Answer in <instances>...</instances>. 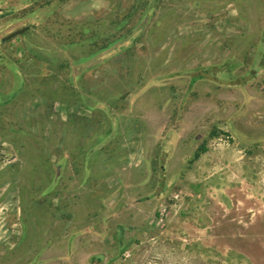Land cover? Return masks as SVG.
I'll use <instances>...</instances> for the list:
<instances>
[{"label":"rangeland","instance_id":"374dc122","mask_svg":"<svg viewBox=\"0 0 264 264\" xmlns=\"http://www.w3.org/2000/svg\"><path fill=\"white\" fill-rule=\"evenodd\" d=\"M0 264H264V0H0Z\"/></svg>","mask_w":264,"mask_h":264},{"label":"water","instance_id":"95a60500","mask_svg":"<svg viewBox=\"0 0 264 264\" xmlns=\"http://www.w3.org/2000/svg\"><path fill=\"white\" fill-rule=\"evenodd\" d=\"M27 30H28V29H24V30H22V31H19V32L14 33V34L10 35L9 37L5 38V39L3 40V42H9V41H11L12 39H14L15 37L21 36V35H23Z\"/></svg>","mask_w":264,"mask_h":264}]
</instances>
